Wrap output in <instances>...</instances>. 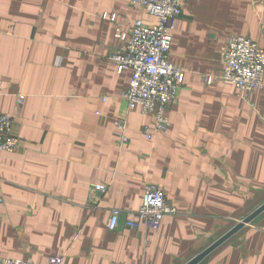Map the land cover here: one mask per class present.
Here are the masks:
<instances>
[{
	"label": "crops",
	"instance_id": "0c3cea01",
	"mask_svg": "<svg viewBox=\"0 0 264 264\" xmlns=\"http://www.w3.org/2000/svg\"><path fill=\"white\" fill-rule=\"evenodd\" d=\"M138 19L155 23L130 0H0V112L19 139L16 150L0 152V264H184L256 208L264 87L244 98L201 75L221 74L230 35L264 49V0H182L170 61L184 77L165 111L169 127L155 131L137 107L121 146L114 119L131 70L119 72L110 55L115 28ZM146 182L181 214L164 216L156 230H109L110 209H137ZM97 183L107 186L99 200L90 196ZM198 264H264V210Z\"/></svg>",
	"mask_w": 264,
	"mask_h": 264
},
{
	"label": "built area",
	"instance_id": "2783aa9c",
	"mask_svg": "<svg viewBox=\"0 0 264 264\" xmlns=\"http://www.w3.org/2000/svg\"><path fill=\"white\" fill-rule=\"evenodd\" d=\"M155 17L154 24L136 20L129 30L116 27L114 36L118 46L110 55L117 70H131L127 89L121 94L125 103L123 112L114 119V126L121 146L128 143L126 135L127 114L139 107L140 111L153 119L155 131L165 132L169 120L165 111L175 103L183 81L184 72L170 61L171 32L182 12V0H130ZM103 18L114 21L115 14H103ZM224 66L221 74H202L204 84L214 80L234 85L239 94L247 98L254 90L264 87V49L249 37L230 35L221 50ZM19 105L23 98L17 99ZM146 139L153 138L154 132L145 126L142 130ZM19 145L14 133L13 118L0 112V152H13ZM107 186L97 183L91 186L90 196L99 200ZM2 198L0 197V202ZM177 206L170 203L161 188L146 182L141 205L134 210L112 208L106 227L115 230L119 226L137 229L143 223L151 229H158L166 215H180ZM123 217V218H122ZM61 258L52 257L49 264H59ZM2 264H34L30 257L5 258Z\"/></svg>",
	"mask_w": 264,
	"mask_h": 264
},
{
	"label": "water",
	"instance_id": "95a60500",
	"mask_svg": "<svg viewBox=\"0 0 264 264\" xmlns=\"http://www.w3.org/2000/svg\"><path fill=\"white\" fill-rule=\"evenodd\" d=\"M264 210V202L239 220L235 225H233L229 230H227L224 234L218 237L215 241H213L210 245L204 248L201 252L197 253L195 256L190 258L184 264H198L202 259L208 255L211 251H213L216 247L234 235L238 230H240L243 226L250 223L257 215H259Z\"/></svg>",
	"mask_w": 264,
	"mask_h": 264
},
{
	"label": "rangeland",
	"instance_id": "374dc122",
	"mask_svg": "<svg viewBox=\"0 0 264 264\" xmlns=\"http://www.w3.org/2000/svg\"><path fill=\"white\" fill-rule=\"evenodd\" d=\"M253 201H254V204H255L254 208H255V207L257 208V205L261 204V203L264 201V191L256 192V194H255V196H254V198H253ZM244 216H245V215H244ZM244 216L239 217V218L233 220L232 222H228V223L225 225V227L223 228V230H222V231H224L223 234L233 226L232 224H234L235 221L238 222V221L241 220ZM237 222H236V223H237ZM236 223H235V224H236ZM235 224H234V225H235ZM249 224H250V223H249ZM230 225H232V226H230ZM229 227H230V228H229ZM219 237H220V236H219Z\"/></svg>",
	"mask_w": 264,
	"mask_h": 264
}]
</instances>
